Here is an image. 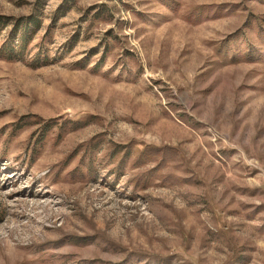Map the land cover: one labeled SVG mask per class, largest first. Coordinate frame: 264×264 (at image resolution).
Listing matches in <instances>:
<instances>
[{
  "label": "rangeland",
  "instance_id": "374dc122",
  "mask_svg": "<svg viewBox=\"0 0 264 264\" xmlns=\"http://www.w3.org/2000/svg\"><path fill=\"white\" fill-rule=\"evenodd\" d=\"M2 46L0 264H264V0H0Z\"/></svg>",
  "mask_w": 264,
  "mask_h": 264
},
{
  "label": "trees",
  "instance_id": "16d2710c",
  "mask_svg": "<svg viewBox=\"0 0 264 264\" xmlns=\"http://www.w3.org/2000/svg\"><path fill=\"white\" fill-rule=\"evenodd\" d=\"M32 33L29 35L27 34V32H25L19 40H17L18 42H20V46L21 49H24L25 46H27V44L29 43V41L32 39ZM18 47V48H19ZM4 47L2 46V48L0 47V56H6L7 59H12L11 56H12V53H14V51H16L15 49H13V47H10L9 49H7L5 52H4Z\"/></svg>",
  "mask_w": 264,
  "mask_h": 264
}]
</instances>
